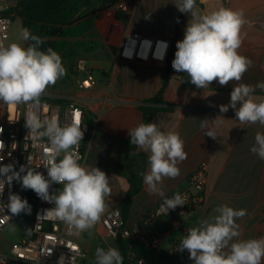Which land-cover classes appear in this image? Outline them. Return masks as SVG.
I'll list each match as a JSON object with an SVG mask.
<instances>
[{
	"label": "clouds",
	"instance_id": "9594fccd",
	"mask_svg": "<svg viewBox=\"0 0 264 264\" xmlns=\"http://www.w3.org/2000/svg\"><path fill=\"white\" fill-rule=\"evenodd\" d=\"M176 7L181 13H190L192 19L184 38L176 43L173 69L186 73L198 89L208 88L214 81L220 86L237 82L230 93L229 104L220 105V112L226 113L231 108L241 124L264 126V99L257 101L252 95L256 88L264 90V82L255 86L240 83L244 73L253 66V61L238 51L243 42L241 30L248 23L243 12L220 7L200 15L194 10L196 0H179ZM42 43L43 39L27 27L19 31L18 42H0V101L25 106V126L29 129L26 138L37 142L47 139L48 146L41 156L47 178L29 166V160L19 171L14 164H0V194L5 186L11 187L13 181H17L23 189L34 191L42 200L54 205L46 210L45 217L60 220L71 233L87 232L104 215L112 189L104 171L80 162L82 157L78 150L84 137L81 113L75 112L72 121L64 125L55 114L41 118V97L49 86L66 75L61 56L50 47L41 50ZM218 118L201 123L204 134L213 139L216 134L212 125ZM128 135L131 145L149 153V169L140 175L146 190L163 198L160 213L166 215L177 206H184L186 198L180 193L168 198L164 192V180L179 177L178 165L187 159L179 133L164 132L154 122H140L128 129ZM3 148L0 141V150ZM250 151L264 160V133H256ZM136 154L131 151L129 157ZM53 183L62 188L50 194ZM4 207L13 215L31 211L26 199L11 192L9 203L0 204V211ZM215 211L218 215L188 228L176 249L187 250L194 264H264V237L241 238L237 220L245 217L247 210L222 205ZM74 260L72 257L70 264H74ZM58 264H65L63 256ZM95 264H123V256L115 247H97Z\"/></svg>",
	"mask_w": 264,
	"mask_h": 264
},
{
	"label": "crops",
	"instance_id": "0c3cea01",
	"mask_svg": "<svg viewBox=\"0 0 264 264\" xmlns=\"http://www.w3.org/2000/svg\"><path fill=\"white\" fill-rule=\"evenodd\" d=\"M178 3L179 0H122L116 9L107 10L96 21L94 39L104 44L103 52L100 59H89L94 69L107 73L105 79L100 74L103 80L93 94L119 100L117 105H111L104 111L95 107L94 142L86 152L84 163L98 167L109 177L112 195L106 200L105 213L114 208L121 209L129 190L127 171L117 167L130 138L128 129L144 121L140 106L155 98L165 83L163 104L155 105L162 110L150 122L157 123L164 132L179 133L187 152V159L178 165L180 176L164 180L165 196L189 190V179L193 172L201 164H208L205 203L191 215L177 218L178 221L164 216L154 222L153 231H170L161 250L152 251L137 243L139 255L151 264H175L170 250L184 236L182 227L197 226L201 220L218 215L215 209L222 205L247 210V215L237 220L242 239L264 237V160L250 151L256 133H264V126L259 123L241 124L233 109L229 108L226 113H221L219 109L220 105L229 104L230 93L237 82L220 86L214 81L208 88L198 89L186 73L176 72L172 66L169 71L168 62L163 65L124 62L117 57L127 34L137 33L149 38L171 39L173 48L170 58L173 61L176 43L184 38L186 27L192 19L190 13H184L183 21L177 25L181 14L176 7ZM126 4L130 6L127 25L116 18V11ZM220 7L242 11L248 21L241 30L243 42L238 51L250 58L253 66L244 73L240 83L255 86L258 82H264V0H199L194 10L204 15ZM112 48L116 50L115 53ZM252 95L257 101L264 99V90L256 88ZM217 117L220 118L212 125L216 134L213 139L204 134L201 123L205 119L212 122ZM138 152L146 155L148 171L149 153L139 148ZM59 187L62 185H58L56 191ZM161 200L162 197L146 190L142 178V189L134 197L127 225L134 226L141 222ZM81 245L88 252L84 264L88 261L95 264L97 247L106 249L112 246L121 253L120 242L109 234L101 221L85 234Z\"/></svg>",
	"mask_w": 264,
	"mask_h": 264
},
{
	"label": "built area",
	"instance_id": "2783aa9c",
	"mask_svg": "<svg viewBox=\"0 0 264 264\" xmlns=\"http://www.w3.org/2000/svg\"><path fill=\"white\" fill-rule=\"evenodd\" d=\"M17 2L18 0H0V42L4 44L10 37L12 16H14L10 12ZM119 9L130 15L128 4ZM172 48L173 42L169 38H149L141 34L129 33L120 45L117 57L124 62L163 65L168 62ZM98 85L93 71L88 68L84 70V74L78 82L81 92L78 97L85 102L86 106L78 105L76 102L59 104L40 101L41 118L55 114L61 125L70 123L75 112L81 113L84 137L78 151L82 157L80 161L82 164L85 163L87 150L92 147L94 142L92 124L94 121L93 115L96 111L95 107L97 106L100 111H104L119 102V100H112L108 96L94 95L93 91ZM25 111L26 108L23 105H9L0 101V129H2L0 131V141L4 144L3 150H0V164H14L15 169L19 171L20 166L28 165L29 160L31 163L29 166L35 167L47 178V170L41 165V156L48 146V141L46 138L39 142L32 138H26L29 129L25 126ZM207 180L208 164L203 163L189 179L191 188L179 192L186 198L185 205L177 206L166 215L161 214L159 211L160 205L163 203V200H161L154 210L134 226L127 225L119 208L111 209L101 217L100 221L109 234L122 242L125 248V264H141V261L143 264H151L139 255L137 243H142L152 251L161 250L170 231L155 232L152 230V225L164 216H171L174 221H178L177 218L189 216L200 208L206 200ZM58 185L60 184L53 183L51 185L50 194L56 192ZM10 192L19 194L22 199L28 201L33 210L34 225L31 230H23L22 238L13 243L8 250L0 249V264H58L61 256L64 257L65 264H70L72 257H75L74 264L79 262L84 264L87 261L88 252L82 247L81 240L88 231L71 233L60 220L45 217L46 210L51 209L54 205L42 200L34 191L23 189L17 181H13L11 187L5 186L3 194H0V204L7 205L9 203ZM175 194L169 195L168 198L173 197ZM181 213H183L182 216ZM12 223L17 224L16 215H13L7 207H4L3 211H0V238H3L2 233ZM95 226L90 230L94 229ZM188 228L190 227H182L184 235H186ZM179 243H174L170 250V255L173 257L175 264H192L187 250L180 252L176 249Z\"/></svg>",
	"mask_w": 264,
	"mask_h": 264
},
{
	"label": "trees",
	"instance_id": "16d2710c",
	"mask_svg": "<svg viewBox=\"0 0 264 264\" xmlns=\"http://www.w3.org/2000/svg\"><path fill=\"white\" fill-rule=\"evenodd\" d=\"M121 2L122 0H18L11 11L18 12L23 28L27 27L33 34L43 39L41 50L46 51L49 47L56 50L59 42L55 40L75 37L77 38L76 42H65L66 46L72 48L71 50H80L81 54L96 57L100 56L102 52L98 43L91 40V37L94 36L95 23L107 10L114 8ZM198 2L199 0H196V4ZM183 17L184 13H181L177 20V25L183 21ZM116 18L127 25L130 15L118 9ZM112 50L115 53L116 50L114 48ZM168 63V70L170 71L172 66L171 58H169ZM165 86L166 83L155 98L146 101L140 106V110L144 114V123H149L155 114L162 110V108L155 105L163 104L162 95ZM41 100L59 104L65 103L63 100L50 98H41ZM131 151L137 154L129 157ZM146 164V155L139 153L138 148L135 145H131L129 138L125 152L117 165L118 169L127 171L129 183V190L121 208L125 221H127L130 214L134 197L142 189V176L140 173L146 171ZM117 241L120 242L123 264H125V248L120 240Z\"/></svg>",
	"mask_w": 264,
	"mask_h": 264
},
{
	"label": "rangeland",
	"instance_id": "374dc122",
	"mask_svg": "<svg viewBox=\"0 0 264 264\" xmlns=\"http://www.w3.org/2000/svg\"><path fill=\"white\" fill-rule=\"evenodd\" d=\"M118 5H120V3ZM117 6L112 9H116ZM11 13L14 16H12L10 37L7 40L6 44L11 42H18L19 31L23 28L21 20L20 18H18V12L11 11ZM91 38L93 39V42L98 43L99 49L101 50V52H103L104 44L101 41L94 39L96 38L95 35ZM76 40L77 38L75 37H68L62 40H55L56 42H59V46H57V49L55 51L62 58V62L66 68V75L60 80H58L55 85L49 86L46 91V94H44L43 96H45L44 98H50L53 100H63L65 101L64 104H68V102H76L78 105L86 106L85 102L78 97L81 93L78 87V82L82 78L84 70L88 68L91 69L98 83L103 80L100 74L104 76L105 79L107 73H105V71H102L100 73L98 70L94 69L92 67V63L89 60L93 58L100 59L102 57L101 54L100 56L92 57L86 54H81L80 50H71L72 48L66 46L65 42H76ZM93 127L94 125L92 124V129ZM61 188L62 187H59L58 190ZM10 226H8L2 233L3 238H0V249L8 250L13 243L18 242L23 236V229L19 224L12 223L10 224ZM12 228H14L15 230H11ZM78 264L83 263L79 262ZM87 264H90L89 261L87 262Z\"/></svg>",
	"mask_w": 264,
	"mask_h": 264
},
{
	"label": "water",
	"instance_id": "95a60500",
	"mask_svg": "<svg viewBox=\"0 0 264 264\" xmlns=\"http://www.w3.org/2000/svg\"><path fill=\"white\" fill-rule=\"evenodd\" d=\"M16 222L19 224L23 230L28 231L33 228L34 218H33V210L31 208L30 213L21 212L16 215Z\"/></svg>",
	"mask_w": 264,
	"mask_h": 264
}]
</instances>
